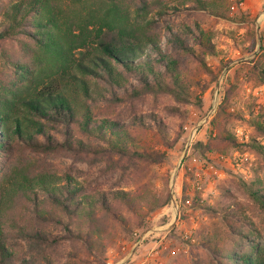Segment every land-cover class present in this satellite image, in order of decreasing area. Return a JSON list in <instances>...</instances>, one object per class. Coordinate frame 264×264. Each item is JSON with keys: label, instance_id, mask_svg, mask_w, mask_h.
<instances>
[{"label": "trees", "instance_id": "16d2710c", "mask_svg": "<svg viewBox=\"0 0 264 264\" xmlns=\"http://www.w3.org/2000/svg\"><path fill=\"white\" fill-rule=\"evenodd\" d=\"M89 1L0 0V153L4 154L0 163V264H53L49 252L64 240L79 242L87 254L100 258L105 247L100 241L98 213L126 228L128 221L116 210L118 205L134 218L137 229L144 230L145 218L167 206L169 193L143 201L122 189L106 193L91 189L89 194L70 172L56 185L46 173L45 156L66 149L90 154L94 160L116 155L160 163L165 152L151 146L135 148L130 128L149 132L155 142L172 148L184 131L181 107L194 90L204 92L216 82L227 65L225 61L215 67L206 63V55L216 58L218 52L209 32L197 23L168 26L154 34L146 21L137 31L116 0H95V7L85 14L81 8ZM175 1L183 7L173 6L174 11L221 14L213 0ZM134 2L136 16L150 10L149 0ZM261 40L253 27L246 28L243 41H249L248 53L257 41L261 51ZM76 51L80 56L74 59ZM257 54L250 59L242 80L235 73L223 87L209 120L210 132L204 140L193 141L191 152L201 157L249 152L264 171V145L258 139L264 137L263 106L251 101L246 104V114L230 109L243 82L264 86V62ZM193 71L208 78L194 79ZM146 97H166L177 104L160 108L165 117L180 118L171 138L164 116L153 110L136 113ZM195 99L201 103L196 95ZM88 100L103 102L112 110L128 104L131 114L115 111L113 116H95ZM234 122L250 128L249 139L239 141L231 129ZM79 135L98 143L85 142ZM24 152L38 156L26 163L30 158L23 157ZM248 195L264 214V186L258 178L248 185ZM231 197L222 186L220 201L203 207L218 215L226 228L225 240L203 242L212 264H264V246L253 239L254 227ZM199 200V195L191 199L193 210L200 208ZM50 226L64 233L59 235ZM133 232L131 236L136 238Z\"/></svg>", "mask_w": 264, "mask_h": 264}, {"label": "rangeland", "instance_id": "374dc122", "mask_svg": "<svg viewBox=\"0 0 264 264\" xmlns=\"http://www.w3.org/2000/svg\"><path fill=\"white\" fill-rule=\"evenodd\" d=\"M116 1L121 11L128 15L129 21L136 25L137 31H140L146 21L150 23L148 24L149 31L154 34L163 31L168 26L177 27L186 23L190 25L197 23L208 31L218 55L216 58L206 55V63L215 67L220 62H227L226 67L219 75V77L222 76L221 93L223 87L232 80L235 73L238 74L239 80L243 79V73L249 67L253 53H258L257 56L264 62V45H262L263 51H258L260 42L257 41L253 52L248 53L245 47L248 46L249 41H243L246 28L253 27L255 29L256 18L259 15L249 13L244 8V2L248 0H213L217 6L221 7L219 16L209 13L201 15L199 13L186 14V11H174L173 6L180 9L183 7L177 5L175 0H149L150 10L139 17L136 16L135 0ZM238 1H242L240 6L237 5ZM232 5H236L235 9H231ZM94 7L95 0H91L85 5V8H81V11L86 14ZM159 11L160 15H157ZM151 21L154 23L151 24ZM73 55L74 59L80 56L78 51ZM191 75L194 79L208 78L203 74L195 75V71ZM217 82L218 80L211 83L204 92L194 90L189 97V102L181 107L185 112L184 118L181 120L184 131L172 148H165L155 142L153 135L149 132L134 127L130 128L134 136L132 144L135 148L151 146L165 152V158L160 163L148 164L140 160L130 161L120 159L116 155L100 156L98 160H94V156L90 154L85 156L66 149L44 155L47 160L46 173L53 184L62 183L64 173L70 172L74 182L84 186L88 193L92 191L91 189H94L95 192L105 193L109 190L122 189L132 192L139 201L151 196L163 197L166 193H169L171 198L173 193L177 204L174 209V207H170L169 201L162 210L158 208L150 213L145 218L144 227L146 228L144 230L134 226V218L120 205L116 210L128 221L126 228L121 227L109 215L98 213L102 228L100 241L105 247L102 256L97 258L93 253L87 254L79 242L64 240L55 244V248L51 253L49 252L53 264H212V255L204 247L203 242L205 239L214 242L225 240L226 228L218 215L203 207L206 205L215 206L217 201H220L222 186L229 189L232 195L230 201L239 203L244 215L249 218L255 229L253 239L264 246V214L253 204L248 195V185L256 178L264 186V171L258 167L255 156L249 152L243 153L240 166L236 169H234L233 163L239 153H229L230 156H227L226 160L216 157L217 154L201 157L193 152L191 153L198 158L197 161L193 162L188 157L182 158L185 137L191 128L200 123L206 109L211 104ZM90 84L94 90L96 87L92 85V81ZM254 87L257 86L243 82L239 93L232 99L233 104L230 109L241 110L246 114V104L251 101L257 104L261 103L260 105L263 106L264 89L261 94H259L260 92L255 94ZM195 95L201 100L200 104L197 103ZM94 96L96 97V94ZM79 101L80 106L84 107L85 104L82 102L81 96ZM163 104L177 105L166 97H146V101L136 107L135 111L140 114L153 110L164 116L160 111ZM87 105L91 106V111L95 116H113L115 111L123 112L122 115L131 114L127 113L130 111L128 104L116 106L113 110L107 108L108 106L106 107L103 102L98 104L88 100ZM162 118L170 127L169 136L171 138L177 129L180 118L165 116ZM236 127H240L243 134L247 135V139H249L250 128L239 122H234L231 126L233 133H235ZM209 132V122L207 125H200L195 132L194 140H204ZM81 138L85 142L98 143L96 139L88 140L85 136H81ZM258 139L264 145V137ZM239 141L245 140L239 139ZM25 154L30 158L26 163L34 162V157L38 156V154L32 155L24 152L23 157H27ZM3 155L0 153V163ZM197 185L200 188H197ZM196 195H199L201 206L193 210L190 201ZM128 227L132 229V232L136 230L140 235H144L140 244H136L138 238H132V232L128 233ZM49 230L59 235L64 233L53 226H50Z\"/></svg>", "mask_w": 264, "mask_h": 264}, {"label": "built area", "instance_id": "2783aa9c", "mask_svg": "<svg viewBox=\"0 0 264 264\" xmlns=\"http://www.w3.org/2000/svg\"><path fill=\"white\" fill-rule=\"evenodd\" d=\"M241 4H242V1H238L237 5L240 6ZM235 6L236 5H232L231 9H235ZM221 84H222V76L219 77L218 82L215 85L211 104L206 109L204 116L202 117L200 123L197 126L191 128L190 132L185 137L184 151L182 154V158L188 157V159H190L193 162L198 160V158L194 154L191 153V145L194 141L195 132L198 129V127L200 125H207L210 118L213 116V114L216 110V107L219 103L220 94H221V91H220L221 90ZM263 89H264L263 86L254 87L253 92L255 94H258L257 92H260L259 94H261V91ZM258 104H261V103H258ZM263 107H264V105H263ZM235 134L240 140H242V139L246 140L247 139V135L243 134L242 129L240 127L235 128ZM216 157H219L220 159H223V160H226L228 158L227 156H223V155H216ZM241 159H242V154H238L236 159H235V162L233 163L234 169H236L240 166ZM196 175H198V174H196ZM197 188H200V187L197 185ZM170 207H174V209L177 207L176 198H175V195H173V193L171 194V198H170ZM146 234H147V232H146ZM133 235L136 238H138V242L136 244H140L144 238V235H140L137 231H134Z\"/></svg>", "mask_w": 264, "mask_h": 264}, {"label": "crops", "instance_id": "0c3cea01", "mask_svg": "<svg viewBox=\"0 0 264 264\" xmlns=\"http://www.w3.org/2000/svg\"><path fill=\"white\" fill-rule=\"evenodd\" d=\"M244 8L249 13L259 14L256 18L255 32L257 37L259 36V33L261 34V36H263L261 40V45H264V0L245 1ZM260 9L261 11H258ZM261 51H263V49H261Z\"/></svg>", "mask_w": 264, "mask_h": 264}]
</instances>
